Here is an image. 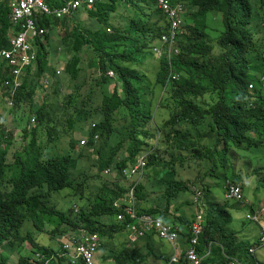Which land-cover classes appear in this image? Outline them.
<instances>
[{
	"label": "trees",
	"instance_id": "trees-1",
	"mask_svg": "<svg viewBox=\"0 0 264 264\" xmlns=\"http://www.w3.org/2000/svg\"><path fill=\"white\" fill-rule=\"evenodd\" d=\"M44 1L51 9L63 4ZM167 2L184 9L175 54L167 55L160 42L168 22L155 0H93L91 7L63 18L36 14L45 32L32 42L35 60L20 75V87L12 91L4 84L10 67L7 62L0 66V106L6 98L11 101L7 111L13 123L6 125L0 111V246L17 253L18 264L35 251L55 252L37 240L35 225L50 239L79 228L111 239L127 224L128 234L133 233L134 217L147 214L178 223V239L190 244L196 214L176 215L175 203L196 208L201 216L194 247L204 256L202 264H228L227 257L263 264L249 251L259 239L242 240L231 228L230 201L206 191L207 180L214 184L212 177L219 178V167L221 188L230 181L243 184L244 191L249 188L244 179L254 180L256 197L249 207L259 203V193L264 197V91L259 83L264 0ZM10 14V0H0V51L19 30ZM58 27L64 30L61 36ZM52 37H58V53L69 54L59 73L57 62L49 59ZM155 46L162 49L159 57ZM163 112L167 117L155 121ZM141 158L142 176L125 177L127 167ZM192 168L197 169L193 178L186 173ZM64 188L77 197L66 194L71 202L61 210L51 196ZM193 188L198 202H182L180 194L193 197ZM130 191L134 217L127 212L132 210ZM118 213L124 214L122 221L116 220ZM52 214L60 217L62 228L51 227ZM131 242L110 243L106 256L114 264L169 258L154 230ZM0 264H10L4 253ZM51 264L83 263L57 257ZM176 264H186L185 254Z\"/></svg>",
	"mask_w": 264,
	"mask_h": 264
},
{
	"label": "clouds",
	"instance_id": "clouds-1",
	"mask_svg": "<svg viewBox=\"0 0 264 264\" xmlns=\"http://www.w3.org/2000/svg\"><path fill=\"white\" fill-rule=\"evenodd\" d=\"M182 16L183 15L181 14V22H182ZM180 26H181V24H180ZM8 48H4V49H8ZM32 51H33V49H32ZM172 54H175V53H172ZM262 57L264 58V51L262 52ZM33 61L31 62V64L33 63ZM3 62H7V61L6 60H2L1 65H2ZM7 65L10 67L11 77L9 79L5 80L4 84L7 85V86L12 87V91H14L18 87H20V85H21L20 75L22 74V72L25 70L26 67L25 68H20L19 73L18 74H14V72L12 70L18 68V66H16V65L15 66H10L8 63H7ZM30 65H28V66H30ZM56 70H57L56 73H59L60 69H57L56 68ZM40 82H41V80H40ZM41 83H43L45 86L48 85V81L45 78H44V81L41 82ZM259 83H260V88L264 91V87H263L264 86V75H260V77H259ZM253 86H254V83H252V82H249L248 83V88L249 89H252ZM4 103L2 104V106L5 109V112L6 113H4V115H5V118H6V116L9 115L8 114V111H7V108H8L7 106L8 105H11V101H9V99L6 98ZM5 118H4V121H5ZM31 122L32 123L34 122V117L31 119ZM5 124L8 125L6 123V121H5ZM10 126H13V123L12 122H11V125ZM82 143L83 142H81V144ZM145 154L146 153H144L143 155H145ZM144 162H145V160H144ZM131 166H133V165H131ZM131 166H129V167H131ZM129 167H127V169ZM144 168H145V164H144V166H143V168L141 170H138L136 172V174H139V177L142 176L143 171H144ZM105 171H104V173H107ZM124 176L126 177L125 174H124ZM227 182L232 183L230 181H225L224 182V185H223V197H224V193H225V185H226ZM233 184H236V183H233ZM237 185H239V184H237ZM240 188H241V193H242V196H243V200L242 201L232 200V201H234V202H240L239 204H244V203L251 204V201H248L245 198V195H244V192H243L241 186H240ZM193 189H194V192H195L196 191L195 188H193ZM131 196H132V198L130 199L131 200L130 201V204H132V214L133 215H131L130 213H129V215L132 216V217H134V212H133V201H134V197H133V193L131 194ZM190 198L192 199V202L193 203L198 202L197 200L194 201L192 196H190ZM51 200H52V198H51ZM226 200H228V199H226ZM228 201H230V200H228ZM113 205H114L115 208L120 209L119 202H116L115 201L113 203ZM261 205H264V201H261L257 205H252L251 207H249V212L245 215V218L249 222H251V225L253 224V225H256L257 226V232L256 233H253L251 235H248V237H252L253 236L254 238L253 239H250V238L243 239V238H240L238 236L242 240H255V239H259V243L256 244V245H254V246H252L249 249V251L254 255L255 258H256V255H255L256 249L257 248L264 247V245L261 244V235H262V233L264 231V214H262L258 219L249 218L248 215H254L256 213L255 210L258 209ZM186 207H188V206H186ZM252 207H253V210L251 209ZM58 208H61V210H65L66 209V207H63V204H61ZM77 209L78 208L74 205V210H77ZM183 209H184V207H183ZM193 209L196 210L195 208H193ZM194 213L196 214V217H195L196 220H194V222L191 225V231H194V229H193L194 225L200 226L199 223L201 222V216L196 211H194ZM53 216L59 217L58 215H55V214L54 215L53 214L52 215H48V220H49L48 222L51 225V227L52 228H62L63 224L60 222V217H59L58 223H54ZM146 217H150L152 219H157L158 218V219H160L162 221V219L159 218V217H157V216H152V215H147V214L146 215H142L139 218H135L134 217V220H135V223L134 224L135 225H134V232L133 233L128 234V232H127L128 224H127L126 225L125 232L116 233L111 239L101 238L98 233H96V232H89V231H86L83 228H79V229L74 230L73 231L74 233H68V232H66L60 238L50 239L49 236L47 235V237H48V239L50 241L48 243L41 242L42 238H39V236L37 235V240L41 244H43V245H49L50 244L55 249V252H51V253L47 254V253H43L41 251H35V252H33L30 255L28 261L25 262V263H23V264H51L52 261L54 259H56L57 257H66L72 263L81 261L83 264H108V263L114 264L113 260L111 258H109V257L106 256V252L108 250L107 249V246L110 243L117 244V243L125 242L127 245L131 246L132 245L131 240L138 239L144 233H146V232H152V230L155 231V235L159 239H161L162 241L167 242L170 246H172L173 249H174V252L170 256H168L169 258L166 259V260H164V258L162 256H160L159 258H157L155 260L153 259L150 263L148 262L149 261L148 260L147 261V264H176L178 262L179 257L182 255V253L185 254L186 264H192L187 259V250L190 248V246H193L194 245V243L191 244V242H192L193 239H196V237L194 238L195 232L193 233V236H192V238L190 240V244H186L185 249L182 250V252L179 254V252H176V249H175V247H177L176 246V243L178 241V235H177V231H176L177 230V227L175 225L166 224V225L170 226L171 227V230H173L176 233L175 240L174 241H168V240L160 237L158 235L157 231L153 228V226L152 227H150V226L147 227V226L144 225V223L147 224V222L145 220ZM190 218H191V216H190ZM123 219H124V214L123 213H118L117 216H116V220L122 221ZM162 223H164V222L162 221ZM200 227H201V231H202V226H200ZM33 229H34V231H37L38 233H44L43 227L41 229H39V227L37 225H35V227L33 226ZM240 229H239V231H240ZM201 231H200V233H201ZM119 234H123L124 235V240L121 241V242H114L113 241L114 237L117 236V235H119ZM241 237H243V236L241 235ZM196 242H197V240H196ZM104 246H105V248H104ZM0 247L3 248L4 246H0ZM25 247H26V245H25ZM194 250L196 252V255L200 258V264H202V260H203V257L204 256L198 254V252L196 251L195 247H194ZM209 252H210V247L208 246L205 255H208ZM2 253H4L5 255L8 256V261H9L10 264H18V255H17V253L10 252V251L7 250V248H5V250H2L1 254ZM11 253H14L16 255V261H15V263H13V261H10V254ZM172 258H176V260L175 261H172L171 260ZM260 261H262V260H260ZM144 262L145 261H143L140 264H143ZM227 262H228V264H232V263H234V264H240V262L236 258H230V257H227Z\"/></svg>",
	"mask_w": 264,
	"mask_h": 264
},
{
	"label": "built area",
	"instance_id": "built-area-1",
	"mask_svg": "<svg viewBox=\"0 0 264 264\" xmlns=\"http://www.w3.org/2000/svg\"><path fill=\"white\" fill-rule=\"evenodd\" d=\"M158 7L166 15L168 22L167 31L161 35L160 42L164 49L167 51V55L172 53H177V47L175 44L176 32L181 24V14L180 11H184L181 4L175 6H170L167 0H155ZM62 5L51 9L44 0H10L11 14L10 19L14 26L19 27V30L9 37V48L0 51V66L2 60H6L10 66H18V68L12 70L14 74H18L20 68H25L31 64L35 59V54L32 51V42L36 37H41L45 29L40 26L36 14L40 15H53L57 18H63L65 15H71L77 9L85 6L89 8L92 6L93 0H62ZM153 51L156 56L162 54L161 47H153ZM112 76V72H108ZM169 77H175V75L170 74ZM264 87V86H263ZM144 159H138L137 163L129 167L124 174H135L138 170H141L144 166ZM106 170L105 172H107ZM129 175V176H130ZM130 199L131 191L129 192ZM224 197L228 200L242 201L243 196L241 193V188L237 184L227 182L225 185ZM193 200H197V192L193 196ZM128 213L132 214L131 207H128ZM254 215H248L249 218L258 219L262 214H264V205H261L255 210ZM120 217V216H119ZM147 227H152L157 231L158 235L168 241H174L176 233L171 230V227L162 223L160 219H152L150 217L145 218ZM194 232L201 231V227L194 225ZM193 243L196 239L192 240ZM261 244L264 245V231L261 235ZM187 259L192 264H200V258L196 255L194 250V245L190 246L187 250ZM175 261L176 258H172ZM234 264V263H232Z\"/></svg>",
	"mask_w": 264,
	"mask_h": 264
},
{
	"label": "rangeland",
	"instance_id": "rangeland-1",
	"mask_svg": "<svg viewBox=\"0 0 264 264\" xmlns=\"http://www.w3.org/2000/svg\"><path fill=\"white\" fill-rule=\"evenodd\" d=\"M72 24L73 23L71 22L70 25H72ZM88 24H89V22H88ZM58 30L59 31H58L57 35L58 36H61L64 33V30H63L62 27H58ZM57 43H58V37H57V39L52 38L51 43L48 44V45H50L49 47H50V50H51V53L49 55V59L52 62H54L56 60L57 63L54 62V63H56L55 66H54V68L60 69L62 71L63 70V67L65 65L64 62L67 60L69 54L63 52V54L60 55L58 53V50L55 49ZM153 68H154V66L152 65L151 68L148 69V71L146 70L147 73L149 74V76L152 75ZM40 80H41V82H43L44 81V76L40 77ZM166 117H167L166 112H163L162 117L160 119L156 118L155 121L160 122V121H162ZM5 121H6V123L8 125H11V122H12L11 116L10 115H7L6 118H5ZM237 152L238 153L239 152H242L243 153L245 151H237ZM213 156H216V155L213 153ZM234 158H235V160L238 161V158L236 157V154H234ZM246 161H248V160H246ZM256 161L257 160H255L254 162H256ZM237 164H239V162ZM194 165H197V164L196 163H190L189 166L192 167ZM247 166H249V163H247ZM220 171H221V168L218 167V170H217L216 175L219 178L221 177ZM186 173H187V175L189 177L193 178L197 174V169L196 168H192L191 170L187 171ZM219 178H213L212 177V180H213L214 184H212V181L207 180V183H209V184H207L208 185V189L206 191L207 192V195H210V194H212L214 192V195L216 196V198L218 200H220L223 197V190H222L223 188H221V184H220L221 183V180ZM184 180H187V179L184 178ZM244 181L246 183H249V188H246L243 191L244 192V195H245V198L248 201H251V199L253 200L256 197V196H254L252 194V190L255 187V182H254V180H252V178H245ZM241 185L243 187V184H241ZM69 191H70L69 188H64V189H62L60 191L53 192L51 198L58 205L63 204V207H67L66 205L71 202L70 200L71 199H76V197H77L75 194H72ZM66 194H68L71 199ZM65 195H66V197H65ZM190 196H191V193L184 192V193H181L180 194L179 198H181L182 200H187V199L190 198ZM263 198H264L263 195L261 193H259L258 194V199H260L259 202L264 201ZM77 200H78V202L80 201V199H77ZM228 205H229L230 213L233 215V218H234L233 219V222L231 223L230 226H231L232 229H234L237 232V235L240 238H243V237H241V233H240L239 229H240V227L242 225H246V226L251 225V222H249L245 218V215L249 212V205L246 204V203H244V204H237V203H235L232 200H230V202H228ZM184 207H186V206H184ZM53 221H54V223H58L59 217L53 216ZM34 232L39 236V238H42L41 242H45V243L50 242L49 239H48V237H47V235L45 233H38L37 231H34ZM247 238L253 239L254 237L253 236L252 237H248L247 236L244 239H247ZM123 240H124V235L123 234H119V235L115 236L114 239H113L114 242H121ZM25 245H26V247L29 246L26 243H25ZM2 250H3V248L0 247V254H1ZM255 255H256V257L258 259L262 260V262L264 264V247L257 248L256 251H255ZM10 261H13V263H15V261H16V255L14 253H11L10 254ZM108 264H111V263H108Z\"/></svg>",
	"mask_w": 264,
	"mask_h": 264
},
{
	"label": "crops",
	"instance_id": "crops-1",
	"mask_svg": "<svg viewBox=\"0 0 264 264\" xmlns=\"http://www.w3.org/2000/svg\"><path fill=\"white\" fill-rule=\"evenodd\" d=\"M53 38V37H52ZM55 62H56V60H55ZM0 111L4 114V113H6L5 112V109L3 108V106H0ZM182 202H183V200H182ZM173 207H179L180 208V210L179 211H175L174 210V208H173V212L176 214V215H179L180 214V212L181 211H185L186 212V214L190 217L191 215H192V213L194 212V209H193V207H184V209L182 208V207H180V206H177L176 205V203L174 204V206ZM196 209V208H195ZM177 225H179L178 223H176V227H177ZM241 229H240V232H241V235L243 236V239L245 238V237H247L248 235H251V234H253V233H256L257 232V226L256 225H248V226H246V225H242L241 227H240ZM164 244H162V250H163V252H165L168 256H170L173 252H174V249H173V247L172 246H170L167 242H165V241H162ZM176 246L177 247H175V249H176V252H179V254L182 252V250H184L185 249V247H186V244H184L180 239H178V241H177V243H176ZM153 259L152 258H150L149 259V263L152 261Z\"/></svg>",
	"mask_w": 264,
	"mask_h": 264
}]
</instances>
